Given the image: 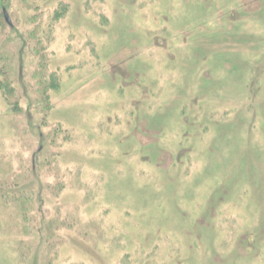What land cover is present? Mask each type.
<instances>
[{"label":"rangeland","instance_id":"rangeland-1","mask_svg":"<svg viewBox=\"0 0 264 264\" xmlns=\"http://www.w3.org/2000/svg\"><path fill=\"white\" fill-rule=\"evenodd\" d=\"M0 70V264H264V0H0Z\"/></svg>","mask_w":264,"mask_h":264},{"label":"water","instance_id":"water-1","mask_svg":"<svg viewBox=\"0 0 264 264\" xmlns=\"http://www.w3.org/2000/svg\"><path fill=\"white\" fill-rule=\"evenodd\" d=\"M2 14H3V19H4L5 23H6L8 26H10V20H9V18H8L7 14H6V12L3 11Z\"/></svg>","mask_w":264,"mask_h":264},{"label":"trees","instance_id":"trees-1","mask_svg":"<svg viewBox=\"0 0 264 264\" xmlns=\"http://www.w3.org/2000/svg\"><path fill=\"white\" fill-rule=\"evenodd\" d=\"M2 10V9H1ZM0 74H1V70H0ZM18 76H19V71H18ZM19 78V77H18ZM0 88H3V84L0 82Z\"/></svg>","mask_w":264,"mask_h":264}]
</instances>
